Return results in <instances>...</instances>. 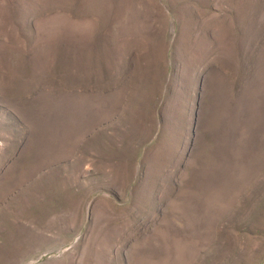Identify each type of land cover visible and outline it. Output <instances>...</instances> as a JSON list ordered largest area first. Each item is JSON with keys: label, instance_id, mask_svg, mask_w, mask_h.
Wrapping results in <instances>:
<instances>
[{"label": "rangeland", "instance_id": "1", "mask_svg": "<svg viewBox=\"0 0 264 264\" xmlns=\"http://www.w3.org/2000/svg\"><path fill=\"white\" fill-rule=\"evenodd\" d=\"M0 264H264V0H0Z\"/></svg>", "mask_w": 264, "mask_h": 264}, {"label": "bare ground", "instance_id": "2", "mask_svg": "<svg viewBox=\"0 0 264 264\" xmlns=\"http://www.w3.org/2000/svg\"><path fill=\"white\" fill-rule=\"evenodd\" d=\"M134 128V127H133ZM116 132V131H115ZM135 134V133H134ZM78 141V140H77ZM75 146V145H74ZM79 159V158H78Z\"/></svg>", "mask_w": 264, "mask_h": 264}]
</instances>
